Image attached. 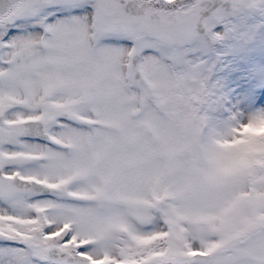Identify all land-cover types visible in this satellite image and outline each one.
Listing matches in <instances>:
<instances>
[{"label":"snow or ice","instance_id":"obj_1","mask_svg":"<svg viewBox=\"0 0 264 264\" xmlns=\"http://www.w3.org/2000/svg\"><path fill=\"white\" fill-rule=\"evenodd\" d=\"M0 264H264V0H0Z\"/></svg>","mask_w":264,"mask_h":264},{"label":"rangeland","instance_id":"obj_2","mask_svg":"<svg viewBox=\"0 0 264 264\" xmlns=\"http://www.w3.org/2000/svg\"><path fill=\"white\" fill-rule=\"evenodd\" d=\"M238 79H245L246 80L247 77L241 76ZM223 84H224L225 89L228 92H234L236 90V88L238 87L237 83L235 81H232L230 76L223 77Z\"/></svg>","mask_w":264,"mask_h":264}]
</instances>
